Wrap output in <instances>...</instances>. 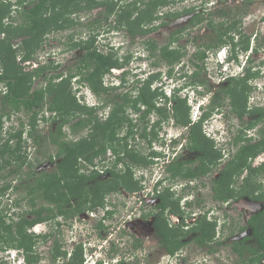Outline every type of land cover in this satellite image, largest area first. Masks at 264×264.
Listing matches in <instances>:
<instances>
[{"label": "trees", "instance_id": "trees-1", "mask_svg": "<svg viewBox=\"0 0 264 264\" xmlns=\"http://www.w3.org/2000/svg\"><path fill=\"white\" fill-rule=\"evenodd\" d=\"M170 3L173 1L15 0L12 2L11 0H0V82L4 83V87L0 89V180H5L4 178L11 174L17 176V181H19V183H12V180L7 179L4 183L2 182L0 198L7 194V200L12 202L9 206L11 208H13L12 205L18 207L21 199H26L31 206L16 215L12 213V217H5L0 212L2 232L0 248L5 245L18 249L23 254L25 264H35L39 259L33 250L38 235L28 230L34 224L49 222L59 215L68 218L78 216L83 211L95 210L103 204L105 195L117 189L118 183L123 180L130 190L139 187L138 181L132 176V168L145 166L148 161L139 151L129 149L124 139L128 135L134 139L137 134V137L150 143L157 138L161 122L168 118H174L175 124L187 126L188 135L185 148L195 151L199 161L198 165L192 166L193 159L174 158L166 166L170 180L176 177L184 179L206 174L222 161L220 160L221 149L205 131V122L217 107L227 103L230 106V112L235 113L239 119L248 115L245 125L247 127L262 123L257 129L255 138H247L242 133V129L238 128L233 139L236 152L219 171L218 176L213 179L212 189L213 198L220 202L237 199L242 195L250 199H264V191L255 193L260 185L252 180V175L263 170L264 167L253 168L249 161V158L264 150V107L248 108L247 106L248 92L251 89L249 79L258 75V71L251 70L252 67L249 64L251 59L242 74L226 77L225 83L220 84L215 95L210 97L209 103L202 105L201 114L195 121L191 119V106L187 97H181L174 92L169 100L158 88H151V83L161 78L160 69L151 73L143 81L140 79L133 81L131 90H136L135 96H129L127 93L129 90H127L124 93L114 92L112 97L107 98L106 103L111 102L112 107L105 119L99 118L98 107L81 103L72 92L71 78L78 75L80 81L87 82L93 93L100 96L102 92L110 89L103 85V75L109 73L113 67H123L129 64L131 52L125 53L123 60L120 61L115 53L114 45L106 44V48L103 49L104 45L95 44L97 35L93 29L97 27L96 25L103 27L106 31L125 29L126 34L133 40L135 37H143L154 30L156 27L152 25V21L162 18L158 10ZM95 7H103V9L86 24L92 28L91 34L87 39H77L69 45L71 48L77 47L82 51L78 56L74 72L70 70L63 76L62 70H56L58 63L52 66L51 62H46L31 69L22 64V62L35 58L34 54L41 48L44 35L73 27L78 23L75 14L79 11H90ZM224 14H226L225 11ZM111 17L113 25H110L109 18ZM196 17L198 14L193 19ZM201 20L202 17L198 18V21ZM238 24L239 18L233 19L230 23L219 22L220 27L217 29L214 23H209L208 26L213 28L214 35L210 36L208 42L200 43L191 55L192 71L182 66L180 74L177 75L178 78L185 79L183 85L195 88L204 86L205 92H210L211 85L206 79V74H208L205 64L207 51L213 50L214 52L221 46L229 44L234 57L237 58L238 51L248 50L250 36L240 33L236 42L232 34V30H236ZM68 38L72 39L73 34H70ZM175 39H178V36H171L165 44H157L154 39L150 38L141 40L147 57L151 60V65L159 67L165 64L166 74L169 77L177 73H174V67L182 61L185 55L179 44L176 47L170 45ZM257 49L258 47L255 46V52ZM51 70L54 72L51 73ZM123 74H126V71ZM36 78H42L45 85L33 87ZM122 80L121 88L125 89L126 80L125 78ZM196 90L202 95L205 93L202 90ZM47 96L50 97L48 101ZM163 97H165L164 103L158 104L157 101ZM227 98L229 102L225 101ZM168 102L172 103L167 105ZM128 105L137 114L136 123L126 113ZM45 110L50 111L51 114L45 115ZM19 112H23L27 117L20 118L18 128L12 130L9 127L6 130V136L2 137V119L10 118L12 114H19ZM151 113L156 114V119L148 129ZM25 119L28 120L24 121ZM38 120L54 125V128H49V133L50 140L57 149L55 154H50L47 158V163L53 167L51 170H29L23 182L19 175L21 167L26 165L30 168L32 163L29 162L27 153L22 150V134L27 127V133L35 145L38 146L41 141L45 140V131L37 128ZM124 123L127 124L126 136L119 137V130ZM66 124L72 134L85 128H88V131L77 139H68L63 131ZM122 140L124 141L121 142ZM108 149L111 150L110 155H106ZM110 157L113 159L107 163L104 171L109 173L110 177L104 180L98 177V170L93 168L87 174L80 171L82 166L86 168L87 165H91L93 167L95 158L106 163ZM119 162L124 167V173L116 168ZM10 164H14L15 167L4 175L2 170ZM245 169L248 175L236 188L237 177ZM29 177L31 180H28ZM21 189L24 191L23 195L16 196L14 199L9 198L8 190L17 193ZM39 198L47 204L35 207L36 199ZM160 199V207L170 206V211H178L177 201L170 194L164 193ZM9 207L6 208L9 210ZM14 215L16 219H13ZM250 221L253 234L256 236V246L248 244L242 247L240 245L241 248H239L238 242L232 244L239 257L244 255V250L247 251L248 256L242 259L241 264H249L264 255V207L255 213ZM164 225V228L157 233L162 245L170 254L190 240L198 246L209 247L210 242L215 238L218 226L216 219L210 220L206 215H202L188 229L182 228V224L177 227H168L166 223ZM192 232H194L193 236L187 239ZM83 261V247L79 244L73 250L69 263L82 264Z\"/></svg>", "mask_w": 264, "mask_h": 264}, {"label": "rangeland", "instance_id": "rangeland-1", "mask_svg": "<svg viewBox=\"0 0 264 264\" xmlns=\"http://www.w3.org/2000/svg\"><path fill=\"white\" fill-rule=\"evenodd\" d=\"M12 2H15V0H11ZM124 1V0H123ZM130 1V0H125ZM173 3H170L169 5L165 6L164 8L161 7L158 12L164 13V11H173L175 13H182V10L184 9H191L189 13L184 14L183 16L180 15L178 18L180 19L176 25L168 26L167 24H164L163 27L159 29H155L151 35L155 37V42L157 44H161L164 40L167 39L169 33L173 31L175 28L181 27L186 22L191 19L193 15H195V12H198L196 14L199 15V17H202L201 22L197 24L196 26H190L188 29L183 31L182 36L180 37V45H184L187 47L188 54L193 53L197 50V47L200 43H205L210 40V36L214 35V31L212 30V27H209V23L215 24V29L220 27L219 22L227 21L230 23L233 19L239 18V24L236 30H232V34L234 35L235 41L237 40L240 33H243L244 35L250 36L249 41V48L248 52L252 50V53L249 54V58L252 59L250 61L251 70L257 69L258 76L255 78H251L249 81V84L251 86L250 91L248 92V101L249 105H258L260 107H264V93L262 92V87L264 84V0H251L249 2H244L243 0H172ZM196 7V8H194ZM201 8L198 11H195V9ZM103 7H95L91 9L90 11H79L77 14H75V17L77 18L78 23L74 25L71 28H67L64 30L54 31L44 35V39L42 41L41 48L38 49L34 54V60L40 61V62H48L50 65H56L58 63V67L56 70H62L63 76L68 73L70 70L75 71L76 70V64L78 60V56L82 51H80L77 47L71 48L69 45L76 41L77 39H87L88 35L91 34L92 28L90 26H86L87 23L92 21L96 15H98L99 11L102 10ZM224 11L226 14H224ZM157 12V13H158ZM16 15V13H14ZM240 16V17H239ZM189 18V19H188ZM110 19V25H113V18ZM162 19L158 18L155 20V23H160ZM109 23V21L107 22ZM97 27L94 28V33L96 36V42L95 44L98 45H104L106 48V44L114 45L116 48V55L119 58V60H123L124 54L127 52H131V58L129 61V64L124 65L123 67H118L116 71H114L112 74H109L105 76L104 78V86H109L110 82L112 80L117 79V81L122 82L123 78L126 80L127 87L125 89L121 87L117 88H110L107 92H102L100 96L95 95L88 87L83 88L81 90L82 92L87 93V97L82 100L81 94L82 92H76L75 85H71L72 92L75 93V96L80 99L81 103L86 102V104H102L100 108L97 109V114L99 118L105 119L107 115L110 112V109L112 107V103H106V99L112 97L114 92H120L124 93L125 91L129 90L128 95L129 96H135L136 90L132 89L133 81L136 79V77L133 76V72H135L134 68L139 67L140 65L149 66L150 65V59L148 58L143 64L142 61H140L141 57H139V54H142L143 52V43L141 40H147L149 38V34L145 35V37H135L130 39V36L126 34L125 29H117V30H109L106 31L103 30V27H100L96 25ZM70 34H73V38L70 39L68 36ZM194 41L192 38H194ZM239 39V38H238ZM237 42V41H236ZM230 43V42H228ZM229 45V44H228ZM257 46L258 49L254 50V47ZM230 47V46H228ZM100 48V46H99ZM145 51V50H144ZM105 52V51H104ZM146 52V51H145ZM209 52V58L207 59L208 62L206 63L208 74H206L207 83L211 85V89L214 88L217 85L225 83L224 77L220 78V75L218 74L220 70H222V67L225 66H217L215 64L214 58H212L213 50L207 51ZM248 52H242L238 51L240 54L238 59L240 60L239 63L237 62H230L229 66L227 68H231L232 74H242V63L246 60V56ZM226 54H229L227 52ZM190 58L191 55H186L183 57L184 65L183 68L187 69V66L189 67V71H192V67H190ZM153 61V60H152ZM237 63V64H236ZM152 67V65H150ZM205 66V65H204ZM177 65L174 67V69L177 70ZM180 70H177V73L174 74V79H170L169 81H172V83H176L178 80V74L181 72ZM192 68V69H191ZM254 68V69H253ZM29 69V68H28ZM156 69H160L161 71H167V66L165 64L156 67ZM126 70V74H123L122 71ZM180 71V72H179ZM51 73L54 72L53 70L50 71ZM114 75H118L120 78L115 77ZM77 77V76H75ZM73 79H71V83L73 82ZM169 83V82H168ZM171 83V84H172ZM159 83L158 81L153 84V86H157ZM41 85H45V81H43L42 78H36L34 80L33 87H40ZM152 86V87H153ZM172 85L167 86L168 90ZM196 89L206 91V88L204 86H197V88L190 87L188 88V101L191 102V104L195 106V109L197 108L198 104L203 103V106L207 105L210 101V94L209 92H205L203 95L200 94ZM170 92V90L168 91ZM178 92V91H177ZM50 97H46L47 101ZM84 98V97H83ZM226 102H229V99L227 98L225 100ZM172 102H168L167 105H170ZM193 107V106H192ZM230 106L225 103L223 106L219 107L216 111V114H214L212 117L208 119V122L205 124V131L208 135H211L214 139V143L218 148L221 149L222 153V161L219 164H223L229 157H231L232 153L236 150V148L230 144L231 139L235 136L237 130H233L231 128V125L233 122L239 123L240 126L245 127L246 121H247V115L243 116L241 119H236L235 113L231 114ZM194 109V110H195ZM201 113V109L199 110ZM219 112V113H218ZM49 112L45 113L48 115ZM127 115L133 120L134 123L137 122V114L134 113V111L129 107H127L126 110ZM195 114V113H193ZM226 115L228 118H226ZM234 116V118H233ZM27 115L23 112H19V114H12L10 118H3L2 119V137L6 136V130L10 129L14 130L18 128L19 125V119L26 118ZM152 118H155L154 116ZM28 119H25L24 121H27ZM237 120V121H236ZM228 121V123H227ZM262 124V123H261ZM10 125V126H8ZM68 124H66L63 127V131L66 133V138L68 139H77L80 136H83L88 131V128H85L77 133H71L68 129ZM229 125V126H228ZM40 130L45 131V140L41 141V143L37 146L35 145V142L29 136L27 133L28 130H25L22 134V150L27 153V158L29 162H31L30 168L26 165H23L21 167L20 177H22L23 182L25 181V177L27 176V173H29V170H43V169H52V165L47 163L48 155L55 154L56 153V146L52 143L50 140V131L49 128H54V125H49L46 122H42L40 125ZM166 129L167 135L165 137L167 138L165 140L164 147H160L161 138H157L156 140L154 138L152 147L155 151H162L155 152L153 157H151L152 160H149L147 158V165L145 166H136L133 168V174L134 178L138 181L140 185H144L148 188H150L151 185H153L157 179L158 181H161V184L159 187H162L166 185L167 183L174 185L172 186V189L177 191V194L182 193L181 188L187 183L186 180H181L179 178L174 179V181H170L168 178H166L169 173L166 170V164L174 159L175 157H179V159H189L192 158L195 153L191 150L185 149L184 145L187 143V137L183 133V136L181 138H178L180 140L179 143L171 145L169 142L171 133H182L185 130V127L181 125L174 124V119L165 120L162 124V130L158 131V136L164 135V128ZM257 127V126H256ZM248 128L247 131L251 135H257V128ZM150 126H148V129ZM127 124L124 123L122 128L119 130L118 136L119 137H125L126 136V130ZM256 129V130H255ZM186 133V132H185ZM242 133H245L242 131ZM213 134V135H212ZM133 139L131 135H128L125 141H127L129 145V149H135L139 151L142 155H147L150 150V146L147 145V142L144 139H140L137 137V134L134 136ZM234 139V138H233ZM122 140L121 142H123ZM162 148V149H161ZM111 153V150L108 149L106 152V155H109ZM263 158V157H262ZM107 159V158H106ZM113 159V157H110L107 159V162L99 161V158L94 159L93 167L90 165H87L86 168L82 166L80 171L86 172V174L93 169L98 170L99 175L98 177L101 180H104L105 176H103L102 171H105V168L107 167V163H110V161ZM151 161V162H150ZM196 162H192V165H194ZM14 164H10L6 166L2 172L4 175L8 173V170L13 169L15 166ZM84 167V168H83ZM219 168V167H218ZM165 169V170H164ZM218 169L213 167L210 175L205 177L197 178L196 180H192L189 182L190 186H196V188H192L189 192L186 190L181 196L188 197V198H198L200 200V203L194 207L193 210H195L197 213L199 211H205L207 209H212L211 213H209V217L211 219H217V228H216V234L219 241H224L226 244L222 246H217V251L214 253L209 252L207 247H201L197 246L194 243L188 242L179 252V255L181 256V259H184L187 263L189 261H193L194 264H235V255L233 253H230V241L233 239H240L244 235L250 234V229L246 228L245 230H240V227H243L246 225L247 217L254 211L260 209L262 207V203H256V202H250L247 201L246 198H243L242 201H230L231 204L223 203L220 201H217L213 198V190H212V183L210 182V177L215 176ZM1 174V172H0ZM246 175V171H244L239 177H237L236 180V188L242 181V176ZM250 176V175H249ZM5 180H0V185H2V182L4 183L7 179L12 180V183H19L17 181V176H13L9 174ZM28 180H31L30 177ZM253 182L255 184L260 185V189L264 190V175L262 176H252ZM22 182V181H21ZM203 183V184H202ZM188 190V189H187ZM11 190H8L7 193L9 194V198L14 199L16 196L23 195L24 191L21 189L20 191L12 192ZM111 199V196H109ZM108 198V200H109ZM7 194L2 196L0 198V212L5 217L9 216L12 217V213H18L23 209H29L31 206L28 203L26 199H21L18 207L15 205H12L13 208L9 207L12 202L10 200H7ZM36 205L35 207L40 206L41 204L46 205L47 203L44 202L42 199H36ZM120 200H123V198H120ZM184 200V198H182ZM181 200V201H182ZM128 202V201H127ZM183 202V201H182ZM8 203V204H6ZM129 203V202H128ZM9 207V210L6 208ZM199 210V211H198ZM243 210L244 214H239V212ZM87 212V211H86ZM200 213V212H199ZM14 215L13 219H16V216ZM90 215H93L95 217L98 216V213L94 212H88L85 213V215L80 214L79 216L81 218H71L67 220V222H64V218L58 217L56 218V221H59L60 224L58 226L53 223V220H49V222H46L41 225H36V231L34 230V227H30L28 230L34 232V233H40L36 236V243L34 245V252L39 256V259L35 262V264H54L51 260V250L52 246L54 245V242H60L63 243H71L72 241H81V237L83 238L84 235H86V238H88V243L83 244V253L85 255L83 264H86V262H92V249L90 246L95 247V241H96V234L94 233L95 229H93V224L95 223L93 220L90 219ZM228 215V216H226ZM225 221V224H223ZM69 222V223H68ZM224 225V227L222 226ZM38 231V232H37ZM88 231V235H87ZM53 233V234H52ZM52 234V235H51ZM2 236V232L0 230V237ZM85 238V239H86ZM117 239V238H116ZM147 243H151L153 246L154 251L148 259H144L142 256L144 255L145 251L140 249L138 250L139 258L132 259L131 254H126L127 247L125 243H120L114 245V249L112 251V254L114 253L117 257V254L119 253V256L123 255L125 252L126 254V261L121 264H165L167 259L170 260L171 264H181L180 259H175V257L168 258L169 256L165 252V250L157 244L155 239H151ZM125 240V238H124ZM65 241V242H64ZM117 242H120L117 239ZM153 242V243H152ZM100 243V242H99ZM0 244L1 239H0ZM107 241L105 242L104 246L108 247ZM71 245L69 244L68 248H70ZM18 249L10 246L3 245L0 248V264H25L23 260V254L22 252H18ZM100 253H102V249L99 250ZM184 256V257H183ZM183 257V258H182ZM129 259V260H128ZM60 259L59 261H61ZM65 262V261H64ZM183 264V262H182Z\"/></svg>", "mask_w": 264, "mask_h": 264}, {"label": "flooded vegetation", "instance_id": "flooded-vegetation-1", "mask_svg": "<svg viewBox=\"0 0 264 264\" xmlns=\"http://www.w3.org/2000/svg\"><path fill=\"white\" fill-rule=\"evenodd\" d=\"M194 8H196V7H194ZM200 9L201 8L195 9V11H198ZM198 12H200V11H198ZM198 12H195L194 14L196 15V13H198ZM186 13H189V11H187L186 9L182 10V13H180V12L175 13L173 11H170V10L167 11L166 10V11H164V13H161L162 14V18H161L162 21L160 23H158V22L155 23V20H156L155 19L152 21V25L156 27L155 29H159V28L163 27L164 24H167L168 26L171 27L173 25H176V23L180 20L178 18L180 15L183 16ZM175 14H177V15H175ZM195 15H193L191 17V19L188 18L189 20L186 22V24H184L183 26L181 25V27L175 28L173 31H171L169 33L167 39L164 40L161 44H165L166 42H168L169 39H171V36H174V37L178 36V39H175L174 41H172L170 45H172V47H176L178 44L180 45L179 41L181 39L180 37L182 36L181 34H183V31L188 29L190 26H196L197 24H199V22H201V21H198V18H200L199 15H198V17L193 19V17ZM154 30H152L148 34L150 35L149 36L150 39L155 40V37L153 35H151ZM143 37H145V36H143ZM194 39H195V37L192 38L193 41H194ZM180 46L182 47V49L185 53L184 56L192 54V53L188 54L187 47L185 46V44L180 45ZM242 52H246V51H242ZM249 54L250 53H247V56H246L247 62H246L245 67L247 66L249 60L251 59V58H249ZM251 61H252V59H251ZM184 64L185 63H184L183 58H182V61H180L177 64V66L180 69V66H183ZM188 68L189 67L187 66V69ZM253 71L257 72V69H254ZM257 76H253L251 78H255ZM250 79H249V81H250ZM219 86L217 85V88H216V86L214 88H212L214 95H215ZM262 92L264 93V84L262 87ZM248 100H247L248 108L258 106V105L250 106ZM109 103H111V102H109ZM88 105H90V104H88ZM92 105H95V104H92ZM92 105H90V106H92ZM217 109H218V107H217ZM217 109L214 111L213 114H216V111H219ZM229 113H230V115L233 114L230 111H229ZM153 116L155 117L156 114L151 113L149 115L148 126H150V127L154 121V118H152ZM247 117H248V115H247ZM226 118H228L227 115H226ZM233 118H234V116H233ZM236 119L238 120L239 118L236 116ZM227 123H228V121H227ZM162 124H163V122L160 124L159 130H162ZM256 126H254V127H256L258 129L261 126V123H258ZM254 127H251V128H254ZM231 128L235 131L238 130V128L242 129V131L245 132L244 136H246L247 138H250V137L255 138V136H256V135H251L247 131V129L250 127H247V126L242 127L239 125V123H236V122L232 123ZM184 130L185 131L180 133V134L177 132L171 133L170 140H169L171 145L179 143L180 140L178 138H181L183 136V133L187 137L188 129L185 128ZM158 131H157V133H158ZM164 132H165V134L161 135L160 137L157 134V138L163 139V140H161V142L159 144L160 147H164V144H165L164 142L167 139L165 137V135H167L168 132L166 133L165 128H164ZM157 138H155V139L158 140ZM233 138L231 139L230 144H232L236 148V146L233 144ZM153 140L150 143L147 142V145L150 146V150H149L148 156L145 155V157H146V159L148 158L149 160H152L151 157L154 156L153 154L155 152H160L163 155L166 154V153H162L161 150L160 151L153 150V147H152ZM174 140H176V141L174 142ZM252 141H254V140H252ZM245 142L246 141H244V143ZM193 152L195 153V155L189 159H193L194 162H196L194 165H192V166H195V165L199 164V161L197 160V153L195 151H193ZM235 152H236V150L232 153L231 157H229L227 159V161H225L223 164H221L220 166L218 165L216 167L214 166L215 168L218 169V171L215 174V176L210 177V182L212 183V186H213V179L218 176L219 171L224 167V165L228 162V160H230V158H232V156ZM177 153H176V155H177ZM175 156H174L175 159H177V158L179 159V157H175ZM172 160H170V161H172ZM249 161H250V166L253 168L258 169V168H261L262 166L264 167V150H261L256 155H254L252 158H249ZM220 163H221V161H220ZM166 166H167V164H166ZM134 167H136V166H134ZM116 168L122 170V171H120L121 173H124V167H123L121 162H119L117 164ZM133 168H132V170H133ZM211 171H212V169L208 173L202 174V175L201 174L197 175L194 178L182 179L180 177H176V178H179L181 180L187 181V183L181 188L182 193L177 194V195H176L177 191L175 192V190L172 189V186L174 185L173 183H171V184L167 183L166 185L159 187L161 184V181H158V179L153 185L150 186V188L139 184V187L135 190H130L129 188H127L125 186V184L123 183L124 180L119 182L117 189L112 190L108 194L105 195L103 204L98 206L95 210L90 211V213L91 212L98 213L97 217L90 215V219L95 222L93 224V229H95V230H93V231H95L94 233L96 234V237H95L96 241L94 242L95 247L90 246L92 249L91 253H93L94 250H97L99 247H102V250L104 252V262L102 264H121L124 262H128L125 260L127 257L126 256L127 253L132 255V259H134V258L138 259L139 258L138 250L141 251L142 249L145 251V253L142 257L144 259H148L149 256L154 252V251H152L153 250L152 244L147 243L148 240L152 241L149 239V237H151V239L156 240L159 247H161L165 250V252L169 256L168 258L175 257V259H180V262L182 261L183 264H194L193 261H189L187 263L184 259H181V256L179 255V252H178L188 242L194 243L192 240L188 241L187 243H185L184 245L179 247L173 254H170L167 251L166 247L162 245L161 240H160V236L157 232L164 228L165 223L167 224L168 227H177L180 224H182V228L188 229L190 226H192V224L196 223L197 219L199 220L202 215H206L207 218L211 220V218L209 217L210 216L209 213H211L213 208L207 209L203 212L198 210L200 213L199 212L197 213L193 209L195 206H197L200 203V200L196 197L195 198H193V197L192 198H188V197L186 198L184 196H181L185 190L187 192H189L192 188H194V189L196 188V186H190L189 182H191L192 180H196L197 178H200V177L208 176V175H210ZM244 171H246V175H248V171L246 169ZM103 172L104 171H102L103 176H105L107 178L110 177L109 173H106V172L103 173ZM246 175L242 176V180L244 177H246ZM255 175L256 176H261V175L263 176L264 175V169L261 171H258L257 173L253 174L252 176H255ZM132 176L134 177V174ZM166 178L169 179V175ZM176 178H174V179H176ZM174 179L173 180L169 179V180L174 181ZM261 191H264V190H262V189H260V187H258V190L255 193L257 194V192H261ZM164 193L170 194L172 196V198L177 201V210H178L177 212L170 211V208H171L170 206H167L165 208L160 207V204H159L160 200H161L160 197ZM109 196H111V199L109 198ZM108 198H109V200H108ZM120 198H123V200H120ZM182 198H184V200H182ZM243 198H246L247 201H250V202H256V203L260 202V203H262V207L256 211L252 212L247 217L246 225L243 227H240V230H243V229L245 230L246 228H249L250 234L244 235V236H242V238H240L238 240L233 239L230 241V253H233L236 256L235 257L236 258L235 264H241L242 259H244L248 255H247V251L244 250V255L242 257H239L238 253L234 250V248H233L234 246L232 244L235 242H238L237 243L238 247L240 245L242 247V246L248 245V244H250V245L253 244L254 246H256V244H255L256 236H254V234H253V227L251 225L250 220H251V217L255 213H257L258 211H260L264 207V199H260V200L259 199H250L249 197L244 196V195H242L241 197H239L237 199H229L225 203L231 204L230 201H233V200L238 201L239 199H240L239 201H242ZM172 207L174 208V206H172ZM85 213H88V211L87 212L83 211L80 214L85 215ZM240 214H244L243 210H241L238 215H240ZM79 215L74 216V217L73 216L68 217V218H65L64 216L59 215V216L54 218L53 223H55V225L58 226L60 224V222L56 221V218L62 217V218H64V222H67V220H69L71 218H81ZM226 216H228V215H226ZM46 222L47 221H45L44 223H46ZM223 222H224L223 224H225V221H223ZM41 224H43V222L39 223V225H41ZM222 226L224 227V225H222ZM37 234H40V233H37ZM193 234H194V232L190 233V235H188L187 239L189 237L191 238L193 236ZM87 235H88V231H87ZM244 237H246V238L244 240H242ZM85 238H86V235H84L83 238L81 237V241L77 240V241H72L71 243H68V241H67V243L64 241L65 243H63V244H61L60 242H57V241L54 242V245L52 246V250H51V256H50L52 262L54 264H70L69 259L72 256V253H73V250L75 249V247L79 244H81L83 247V244L88 243V238H86V239ZM116 238L120 242H117ZM124 238H125V240H124ZM183 239H186V238H183ZM106 241L109 244L108 247L104 246ZM120 243L126 244L127 252H126V254L124 252L123 255H121V256H119V253H118L117 257H116L114 253L112 254V251L114 249V245L120 244ZM69 244L71 245L70 248H68ZM225 244L226 243L224 241L218 240V237L216 234L214 240L210 242V246L209 247L203 246V247H207L209 252L214 253L218 249L217 246H222ZM241 247H239V248H241ZM56 249H59L60 251L56 252L55 251ZM60 259H62V260L59 261ZM83 262H82V264H83ZM182 262H181V264H182ZM165 264H171L170 260L167 259ZM249 264H264V255L262 257L258 258V260L253 261Z\"/></svg>", "mask_w": 264, "mask_h": 264}, {"label": "clouds", "instance_id": "clouds-1", "mask_svg": "<svg viewBox=\"0 0 264 264\" xmlns=\"http://www.w3.org/2000/svg\"><path fill=\"white\" fill-rule=\"evenodd\" d=\"M244 2H246L245 0H243ZM228 46H230V45H224V46H221L219 49H217L216 51H214L213 52V54L211 55L212 56V58H214V60H215V64L219 67V66H225V67H222V70H220V72L218 73V74H222V75H220V78L221 77H224L223 79H225L226 80V77L227 76H237V75H240V73H238V74H232L231 73V68H230V70H229V68H227V66H229V64H230V62H237V63H239L240 62V60L238 59V57H239V53H238V56H237V58H235L234 57V53H233V50L231 49V47H228ZM145 49L143 48V52H142V54H139L138 56L139 57H141V59H140V61H142V64L148 59V57H147V53L144 51ZM209 51V50H208ZM195 52V51H194ZM193 52V53H194ZM227 52H229V54H226ZM246 52H248V50L246 51ZM252 52V50L250 51V52H248V53H251ZM192 53V54H193ZM209 52H207V57L205 58V64L208 62V58H209V54H208ZM191 54V55H192ZM246 60L242 63V71H244V68H245V65H246ZM44 63H46V62H40V61H35L34 59L32 60H29V61H25V62H22V64L23 65H26L27 66V68H29V69H31V68H36L37 66H39V65H41V64H44ZM236 63V64H237ZM150 65H151V63H150ZM145 66V65H140L139 64V67H136V68H134V70H135V72H133L132 74L133 75H135L134 77H136V79H140L141 81H143V80H145L151 73H153V72H155V71H157L158 69H156L155 70V68L156 67H151V66ZM117 68L118 67H113V68H111V71L109 72V73H106L105 75H103V77H102V81H103V85H104V83H105V81H104V78H105V76H107V75H109V74H111V72H112V74H114L113 72L114 71H116L117 70ZM179 68L177 67V70H178ZM177 70L176 69H174V73L175 72H177ZM126 70H124V71H122V73H124ZM0 72H1V67H0ZM75 76H77V77H75ZM74 77H72V78H74L73 79V82L71 83V85L73 84V85H75V89H73V90H75L76 92H82L81 90H83V88H86V87H88L89 89H90V87H89V85H88V83L87 82H85V81H83V80H81L80 81V78H79V76L78 75H75ZM115 77H117V78H120L118 75H114ZM174 75H172V76H170V77H173ZM167 74H166V71H162V75H161V78L160 79H157V80H155V81H153L152 83H151V88L152 89H154V88H158V90L160 91V92H162L163 94H164V96L166 97V98H168L169 100H170V98L172 97V95H173V93L174 92H176L177 93V95H179V96H181V97H187V100H189L188 99V88H190V87H193V86H190V85H183V81L185 80L183 77L182 78H178V80L176 81V83L174 82V83H172V81H169L170 79H174V78H170ZM71 78V79H72ZM135 79V80H136ZM158 81V85L157 86H153V84L155 83V82H157ZM110 82V85L108 86L109 88H117V87H121V85H122V82H120V81H117V79H115V80H112V81H109ZM169 82V83H168ZM172 83V84H171ZM169 85H172L170 88H169V90H170V92H168L169 90L167 89L168 87L167 86H169ZM153 86V87H152ZM2 87H4V83H2V82H0V89L2 88ZM73 87V86H72ZM107 87V86H106ZM178 89V90H175V89ZM193 88H195V87H193ZM91 90V89H90ZM92 91V90H91ZM178 91V92H177ZM93 92V91H92ZM75 94V93H74ZM95 94V93H94ZM209 94H210V97L212 96V95H214L213 94V90L211 89L210 90V92H209ZM84 97V98H83ZM87 97V93L84 91V92H82V94H81V98H82V100L83 99H85ZM165 97H163V99H159L158 101H157V103L158 104H161V103H164V101H165ZM209 97V98H210ZM78 99V98H77ZM79 101H80V99H78ZM188 103H189V105L191 106L190 107V116H191V119L193 120V121H195L196 119H198L199 118V116H200V112H199V110L201 109V107H202V105H203V103H201V104H198V106H197V108L195 109V106H194V104L192 105L191 104V102L190 101H188ZM84 104L85 105H88V104H86V102H84ZM88 106H90V105H88ZM100 106H102V104H95V105H92V107H98V108H100ZM193 106V107H192ZM195 109V110H194ZM202 110V109H201ZM49 113H48V115L47 116H49V114H51V112L50 111H48ZM45 113H47V111L45 110ZM193 113H195V114H193ZM46 115V114H45ZM214 114H212V116H213ZM211 116V117H212ZM156 119V116H155V118H154V120ZM169 119H174V118H168V119H166V120H168L169 121ZM165 120H163L162 122H164ZM43 121L42 120H38V126H37V128L40 130V124L42 123ZM44 122H46V123H48L49 125H50V122H47V121H44ZM161 122V123H162ZM208 122V120L205 122V124ZM174 124H175V120H174ZM178 125V124H177ZM181 126H183V127H185L186 129H188L187 128V126H184V125H181ZM25 130H28V128L26 127V129ZM24 130V131H25ZM213 135V134H212ZM211 136V135H210ZM212 137V136H211ZM88 212H90V211H88ZM39 223H41V222H39ZM39 223H36V224H34L32 227H34V230L36 231V225L37 224H39ZM38 226V225H37ZM38 232V231H37ZM39 233V232H38ZM102 249V247H99L97 250H94V252L92 253V262H86L85 261V263L86 264H102L103 262H104V252H102V253H100L99 252V250H101ZM18 251V250H17ZM103 251V250H102ZM18 252H20V251H18ZM84 258H85V255H84ZM24 260V259H23Z\"/></svg>", "mask_w": 264, "mask_h": 264}]
</instances>
